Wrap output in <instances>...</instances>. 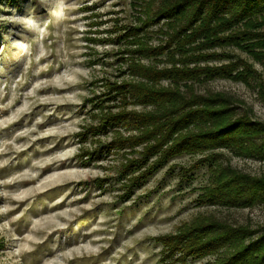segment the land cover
<instances>
[{
    "label": "rangeland",
    "instance_id": "1",
    "mask_svg": "<svg viewBox=\"0 0 264 264\" xmlns=\"http://www.w3.org/2000/svg\"><path fill=\"white\" fill-rule=\"evenodd\" d=\"M203 1L0 0V264H220L217 225L262 233L221 187L264 177V8ZM233 123L258 130L203 146Z\"/></svg>",
    "mask_w": 264,
    "mask_h": 264
},
{
    "label": "trees",
    "instance_id": "2",
    "mask_svg": "<svg viewBox=\"0 0 264 264\" xmlns=\"http://www.w3.org/2000/svg\"><path fill=\"white\" fill-rule=\"evenodd\" d=\"M179 5V4H178ZM177 6H174L175 11ZM194 11H200V5L196 3ZM202 7L212 10V12L219 11L220 8H223L222 13H228L232 8L236 9V13L230 17L231 20H235L240 14V17L248 15L251 12H256L257 9L264 8V0H204L202 2ZM207 17V16H206ZM250 127V128H247ZM258 130L257 128H251V125H244L240 123L236 124H227L221 130H212L203 136L204 147H209L216 144L215 141L224 138L232 139L231 135L241 133L243 130ZM264 155V153H263ZM243 180L233 186L225 185L222 186L223 192H221V199H224V196L228 199L226 203L238 204L243 201H252L258 195L264 197V177L251 178L250 176L241 175L239 176ZM243 184V185H242ZM218 229H221L220 232L213 237L216 246H228L233 249V252L230 253L227 258H225L220 264H264V229L262 233L256 238L249 240L244 243L246 231L244 228H235L230 225H217ZM215 231H218L215 229ZM178 237L172 238L173 240ZM171 239V240H172ZM184 242L180 245L181 252L188 256H198L205 253L206 250L210 249L212 245L209 241L211 238H205L203 236V229L196 230L193 234H186L183 238ZM192 249V250H190Z\"/></svg>",
    "mask_w": 264,
    "mask_h": 264
}]
</instances>
